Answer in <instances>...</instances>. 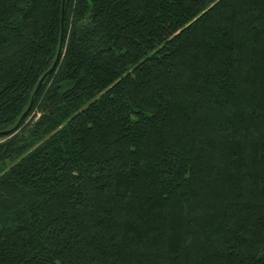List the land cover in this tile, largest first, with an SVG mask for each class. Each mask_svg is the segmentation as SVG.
<instances>
[{
  "label": "trees",
  "instance_id": "trees-1",
  "mask_svg": "<svg viewBox=\"0 0 264 264\" xmlns=\"http://www.w3.org/2000/svg\"><path fill=\"white\" fill-rule=\"evenodd\" d=\"M0 0V264H264V0Z\"/></svg>",
  "mask_w": 264,
  "mask_h": 264
},
{
  "label": "water",
  "instance_id": "water-1",
  "mask_svg": "<svg viewBox=\"0 0 264 264\" xmlns=\"http://www.w3.org/2000/svg\"><path fill=\"white\" fill-rule=\"evenodd\" d=\"M64 2H65V0H61L60 34H59L58 47H57V51H56V54H55L54 60H53L52 64L50 65V67L48 68V70H47V71L41 76V78L39 79V81H38V83H37V85H36V87H35V89H34V91H33V94H35V93L37 92V90L39 89V87H40V85H41V82H42V80L45 78V76H46L48 73L52 72V71L55 69V67H56V65H57V63H58V61H59V59H60V57H61V53H62V43H63V39H64V35H63ZM31 104H32V98L30 99L27 108H26V109L22 112V114L20 115V117H19L17 123H16L12 128H10V129H6V130H2V131H0V135H1V134H7V133H9V132L15 130V129L19 126V124H20V122L22 121V119L27 115V113H28V111H29V109H30V107H31Z\"/></svg>",
  "mask_w": 264,
  "mask_h": 264
}]
</instances>
